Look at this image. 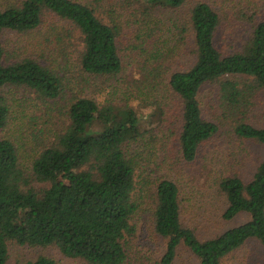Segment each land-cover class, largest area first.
Instances as JSON below:
<instances>
[{
  "label": "trees",
  "instance_id": "1",
  "mask_svg": "<svg viewBox=\"0 0 264 264\" xmlns=\"http://www.w3.org/2000/svg\"><path fill=\"white\" fill-rule=\"evenodd\" d=\"M185 3L5 0L0 7V131L12 117L4 93L12 88L33 92L48 106V113L66 119L56 125L57 136L35 153L29 168L21 163L22 139H0V264H8L11 243L56 247L63 256L85 264H130V240L136 234L133 222L142 197L151 189L155 232L167 241L161 264H174L182 246L199 264H224L249 242L264 250V160L249 182L237 175L219 182L226 202L221 219L232 222L246 214L249 220L200 240L182 223L178 184L165 177L151 180L142 175L138 155L129 151L130 143L143 135L138 111L128 104L117 108L109 102L81 98L67 80L68 64L57 65L55 57L43 65L37 57L20 55L3 41L7 31L33 33L48 16H54L80 34L81 72L92 78H111L122 72L121 54L129 30L134 39L129 49L139 50L144 57L139 92L149 100L146 104L157 107L154 115H161L159 129L168 120H178L180 154L187 164L195 163L201 146L225 125L203 118L199 95L209 85H218L221 120L234 135L264 147V128L250 123L264 93V20L253 26L244 44L226 54L215 42L221 17L209 4L200 2L193 7L190 29L160 20V13L178 10ZM189 32L190 67L173 71ZM167 90L173 101L165 105L158 95ZM25 264L57 263L40 256Z\"/></svg>",
  "mask_w": 264,
  "mask_h": 264
},
{
  "label": "rangeland",
  "instance_id": "2",
  "mask_svg": "<svg viewBox=\"0 0 264 264\" xmlns=\"http://www.w3.org/2000/svg\"><path fill=\"white\" fill-rule=\"evenodd\" d=\"M200 2L209 4L220 15L221 26L215 42L217 48L226 54L244 44L249 39L253 26L264 20V0H186L180 9L163 11L158 16L166 23L175 21L190 29V12ZM4 3L5 0H0V7ZM103 20L108 23L106 18ZM190 33L189 39L184 42L186 46L183 44L181 50L180 56H183L173 71L190 67ZM125 34L121 54L123 69L119 75L111 78H92L81 72L78 64V56L83 47L80 34L70 24L54 16H48L45 24L33 33L20 35L7 31L3 35V41L16 48L20 55L37 57L43 65L51 64L56 58L57 65L68 64L67 80L72 91L81 98L92 99L99 104L109 102L117 108L128 104L138 111L143 122V135L138 142L130 143L129 151L138 155L142 175L151 180L165 177L178 184L181 189L182 223L193 229L200 240L211 239L231 227L245 224L249 220L246 214L238 216L232 222L221 219L226 202L219 182L234 175L240 176L245 182L251 181L257 167L264 160V147L238 139L234 135L228 123L221 120L218 85H209L199 95L203 118L207 121H222L225 125L213 139L201 146L195 163L187 164L180 154L178 120L176 123L168 120L159 129L157 126L158 123L160 125L161 115H154L157 107L146 104L149 100L139 92L143 80L141 66L144 57L139 50L129 49V42L134 39L129 30ZM61 35H65L63 41H59ZM4 93L10 101L12 117L6 129L0 131V139L15 142L22 139L25 150L21 154V163L29 168L42 147L49 145L57 136L56 125H61L66 119L48 113V106L40 103L31 91L12 88ZM169 95L167 90L159 93L158 97L165 100L163 104L166 105L173 101ZM257 103L255 111L250 115V123L257 128H264V93ZM177 115L178 113L176 119ZM151 192L142 197L140 211L133 222L136 234L130 240V264H161L166 252L167 241L156 234L153 225L154 200ZM40 256L51 258L57 264H85L63 256L56 247L32 248L13 243L9 245L8 264H25ZM174 264L199 263L182 246ZM224 264H264V250L255 242H249L242 250L225 260Z\"/></svg>",
  "mask_w": 264,
  "mask_h": 264
}]
</instances>
